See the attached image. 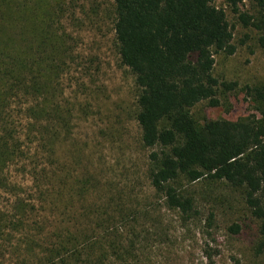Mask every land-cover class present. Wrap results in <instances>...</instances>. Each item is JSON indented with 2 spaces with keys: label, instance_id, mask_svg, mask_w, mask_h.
Listing matches in <instances>:
<instances>
[{
  "label": "trees",
  "instance_id": "trees-1",
  "mask_svg": "<svg viewBox=\"0 0 264 264\" xmlns=\"http://www.w3.org/2000/svg\"><path fill=\"white\" fill-rule=\"evenodd\" d=\"M217 1L112 0L108 9L121 62L139 90L135 119L149 151L139 193L105 176L100 162L84 164L75 143L92 109L65 97L64 78L77 60L61 26L66 1L0 0V202L9 197L0 205V264H169L179 235L163 211L191 233L203 219L200 182L238 195L257 222L256 254L264 253V83L242 88L252 113L236 121L192 112L200 103L219 107L237 89L216 77L215 56L252 40L246 34L236 43V25ZM225 2L264 53V0ZM19 165L28 189L8 176ZM215 220L210 212L204 239ZM218 254L205 240L207 263Z\"/></svg>",
  "mask_w": 264,
  "mask_h": 264
},
{
  "label": "rangeland",
  "instance_id": "rangeland-1",
  "mask_svg": "<svg viewBox=\"0 0 264 264\" xmlns=\"http://www.w3.org/2000/svg\"><path fill=\"white\" fill-rule=\"evenodd\" d=\"M65 1L67 14L61 26L73 36L77 57L76 65H72L71 73L64 78L65 97L75 103L89 102L92 109L88 119L77 124L75 143L82 152L84 150V164L94 167L100 162L105 176L120 181L121 186H136V191L143 193L145 185L140 176L147 169L149 151L140 144L141 131L135 119L139 93L135 77L121 62L115 44L113 18L108 13L112 0ZM216 5L225 9L230 23L236 25L237 44L246 34H250L252 40L239 47L232 56H215L216 77L237 83V89L229 92L219 107L210 108L206 103H200L192 112L199 119L236 121L252 113L242 88L264 83V53L255 46V32L237 23L225 0H218ZM20 166L11 167L8 176L28 189L30 176L20 171ZM194 189L203 219L198 227L191 226V233L181 229L176 215L163 211L165 221L176 230L175 237L179 235L173 250L176 261L171 260L169 264H208L203 257L205 240L210 247L219 250L215 264H264V253L257 255L255 251L259 240L257 222L239 201L238 195L218 183L207 185L200 182ZM207 193L209 195L205 196ZM8 198L3 196L0 205L5 206ZM210 212H215L216 220L210 230L211 237L204 239L206 230L203 227ZM233 224L241 226L239 234L229 231ZM160 262L161 259L157 258L156 263L150 264H162Z\"/></svg>",
  "mask_w": 264,
  "mask_h": 264
}]
</instances>
